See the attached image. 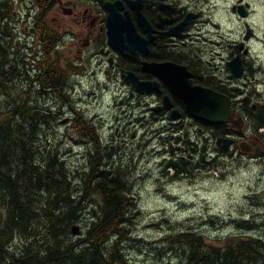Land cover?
I'll use <instances>...</instances> for the list:
<instances>
[{
    "label": "trees",
    "instance_id": "obj_1",
    "mask_svg": "<svg viewBox=\"0 0 264 264\" xmlns=\"http://www.w3.org/2000/svg\"><path fill=\"white\" fill-rule=\"evenodd\" d=\"M11 5L0 0V264H264L263 237L213 239L182 228L166 234L161 258L132 262L124 248L135 238L131 210L137 203L128 158L116 161L111 144L100 143L97 131L84 126L91 147L81 167L71 165L52 142L46 128L56 106L48 107L46 100L56 98V105L68 101L69 85L53 76L50 62L29 67L16 35L4 33L3 15L11 17ZM52 43H42L44 59L53 51ZM156 47V56L170 55L161 43ZM37 92L44 94V106ZM167 134L164 174L171 180L192 175L196 168L194 174L199 173L211 163L208 142L197 136L211 139L216 133L184 130L175 123ZM78 222L85 229L74 235Z\"/></svg>",
    "mask_w": 264,
    "mask_h": 264
},
{
    "label": "flooded vegetation",
    "instance_id": "obj_2",
    "mask_svg": "<svg viewBox=\"0 0 264 264\" xmlns=\"http://www.w3.org/2000/svg\"><path fill=\"white\" fill-rule=\"evenodd\" d=\"M7 1L12 3L13 8V2ZM117 1L123 3L121 12L130 11L138 32L147 39L146 51L136 49L133 53H127L109 46L107 4ZM258 1L264 3V0H220L222 6L217 3L211 6L214 0H37V6L32 7L30 12L34 9L33 15L28 16L27 22L31 26L27 34H23L26 32L24 25L23 31L20 30V23L17 29L13 27L12 20H20L17 15L14 19H7L3 15V21L7 22L4 33L11 31L12 34H19V39L27 36V55L32 65L40 64L42 60L43 42L49 45L55 43L52 51L55 54H52L54 57L50 65L53 76H62L65 85L81 83L84 77H88L92 83L100 79L101 74L104 77L107 74L105 78L111 79L115 74V79L126 83L125 72L129 70L134 71L141 80L158 81L160 88L148 94L131 90V86L126 85L129 94L127 104H145L148 122L157 124L162 120V123L168 124L171 110L161 108V105L163 98L169 96L173 108H177L181 114L177 121L179 126L184 130H211L216 133L214 148L222 150L225 156L221 166L226 171L232 169L234 175L241 170L251 173L247 177L251 183L250 193L246 195L263 197L264 80L259 78L262 67L257 63L258 56L253 54L254 45L259 41L264 42L261 32L264 27L260 28V25H264V17L258 18L255 11ZM130 2H140L151 32L138 24L136 9ZM202 5H206L205 8ZM187 17H190L189 21L181 34H169L171 27ZM157 43H161L163 50L170 55L156 56ZM25 50H20L24 56ZM236 57L240 58V74L229 67ZM145 62H172L185 66L195 85L226 97L223 100L228 102L229 119L226 122H211L200 116L193 117L167 83L145 70ZM220 137L228 138L229 144L224 146L218 140ZM218 153L214 158L218 159ZM256 206L264 207V202L259 201ZM244 221L258 222L254 215L244 218Z\"/></svg>",
    "mask_w": 264,
    "mask_h": 264
},
{
    "label": "rangeland",
    "instance_id": "obj_3",
    "mask_svg": "<svg viewBox=\"0 0 264 264\" xmlns=\"http://www.w3.org/2000/svg\"><path fill=\"white\" fill-rule=\"evenodd\" d=\"M11 1L14 12L10 14V19L16 15L20 16V20H12L13 27L17 29L20 23V30L23 31V24L28 20L27 16L33 15L34 9L30 12L32 7L37 6V0ZM215 3L221 6L223 4H220V0H214L211 6ZM202 6L205 8L206 5ZM255 11L258 18H263L264 3L258 1ZM262 27L264 25H260V28ZM261 32L264 36V30ZM26 37H22V40H26ZM253 54L258 56L257 63L262 67L259 78L264 80L263 41L254 45ZM45 61L48 60H41ZM31 65L29 67H32ZM35 73L36 71L33 72L34 75ZM105 77L102 74L100 79H95L92 83L88 77H84L81 83L73 84L71 89L68 87V101H57L56 105V98L54 100L51 97L52 100H46L47 102L41 98V105L44 106L46 102L48 107L56 106L53 108L55 117L46 130L49 131L52 142L60 145L63 155L74 167L84 164V153L87 147H91L88 133H84L83 126L87 130L97 131L100 143L111 144L109 151L116 161L128 158L127 168L133 169L134 172L132 195L137 203L131 210L135 238L126 242L124 248L129 252L132 262L152 263L156 258H161L162 254L158 257V253L160 249L167 247L166 234L178 228L192 229L213 239L238 234H252L264 238V207L256 206L257 202H264V196L246 195L247 192L250 193L248 190L251 183L247 177L251 176V173L241 170L234 175L232 169L226 171L218 164L220 168L213 173L206 169V174H194L198 170L196 168L192 175H183L177 180H171L164 174V157L167 153L165 148L169 147V143L164 140L163 134L166 137L167 129L173 124H162V120L157 124L148 122L146 105L129 106V94L123 87L124 84L114 77H107V80ZM37 94L44 96L38 92ZM141 111L144 112L140 113ZM68 118L72 121L66 122ZM78 123L80 125H76ZM164 130L166 131L163 132ZM205 137L203 134L197 136L201 142L206 141ZM214 154L216 155V152ZM224 157L223 153L219 152L218 159L221 161ZM252 215L257 223L235 221L237 218H252ZM256 216L260 217L255 218ZM179 224L182 226L178 227ZM76 225L83 232L85 228L82 223L78 222ZM167 251L170 253L169 248Z\"/></svg>",
    "mask_w": 264,
    "mask_h": 264
},
{
    "label": "water",
    "instance_id": "obj_4",
    "mask_svg": "<svg viewBox=\"0 0 264 264\" xmlns=\"http://www.w3.org/2000/svg\"><path fill=\"white\" fill-rule=\"evenodd\" d=\"M110 13L107 17V31L109 36V43L121 50L133 52L136 49H144L147 46V40L137 32V27L133 21L129 11L124 14L119 13V8L122 4H108ZM118 5V6H114ZM132 7L137 10V21L143 28L150 32L151 26L148 24L145 16L141 12V6L132 4ZM190 17L170 28L169 34L179 35L188 23ZM229 67L234 72L240 74L241 63L239 57L235 58L229 63ZM164 80L172 92L183 100L186 104L188 112L193 116H200L203 119L220 122L227 121L230 117V110L224 96L215 93L210 89L195 86L190 80V72L186 67L174 63H158L147 64L144 67ZM127 80L132 82V88L141 93H149L154 89H159L158 81L140 80L135 73H128ZM161 108H173L172 100L169 96L163 98V106ZM172 118H179L181 116L178 109L171 111ZM225 146L229 144V140L223 137L219 138ZM74 234H79V227L74 228Z\"/></svg>",
    "mask_w": 264,
    "mask_h": 264
},
{
    "label": "bare ground",
    "instance_id": "obj_5",
    "mask_svg": "<svg viewBox=\"0 0 264 264\" xmlns=\"http://www.w3.org/2000/svg\"><path fill=\"white\" fill-rule=\"evenodd\" d=\"M24 57V56H23ZM21 67V66H20ZM23 81V80H22ZM11 95V94H10ZM16 95V94H15ZM33 97V96H32ZM6 98V97H5ZM41 98V97H40ZM4 103V102H3ZM8 104V103H7ZM33 104V103H32ZM78 107V106H77ZM54 108V107H53ZM2 110V109H1ZM80 118V117H79ZM27 126V125H26ZM160 126V125H159ZM98 129V128H97ZM101 131V130H100ZM106 138V137H105ZM134 260V259H133ZM135 261V260H134Z\"/></svg>",
    "mask_w": 264,
    "mask_h": 264
}]
</instances>
